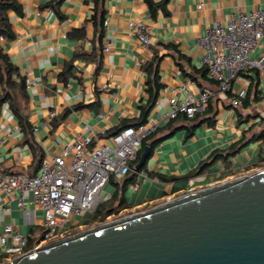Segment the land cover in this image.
<instances>
[{
	"label": "crops",
	"instance_id": "crops-1",
	"mask_svg": "<svg viewBox=\"0 0 264 264\" xmlns=\"http://www.w3.org/2000/svg\"><path fill=\"white\" fill-rule=\"evenodd\" d=\"M15 2L17 7L6 13L7 29L0 30V50L17 69L9 79L4 72L0 75V171L37 175L44 158L77 138L91 134L92 145L104 143L123 126L150 119L159 120V126L147 138V146L156 142L145 165L136 170L134 160L127 175L112 176L101 191L111 197L101 204L118 205L124 197L121 211L140 212L264 165L260 70L242 71L222 90L202 64L203 50L197 45V38L216 22L239 11L249 13L264 0ZM95 13L105 14L103 30L93 19ZM130 21L150 26L148 45ZM260 44L251 56L261 53L264 39ZM157 71L161 88L156 94L152 89L151 102L149 86L150 81L154 86ZM27 79L33 82L30 86ZM204 85L213 95L194 118L180 114L160 119L170 98L184 99L188 92L197 96ZM242 87L246 102L235 107L230 97ZM242 138L237 151L227 155ZM204 164L199 174L206 180L191 187L189 180ZM89 217L93 214L76 217L70 226L81 227ZM9 223L32 246L44 233L43 209L30 194L20 206L14 194L0 190V235ZM5 260L0 246V264Z\"/></svg>",
	"mask_w": 264,
	"mask_h": 264
},
{
	"label": "built area",
	"instance_id": "built-area-1",
	"mask_svg": "<svg viewBox=\"0 0 264 264\" xmlns=\"http://www.w3.org/2000/svg\"><path fill=\"white\" fill-rule=\"evenodd\" d=\"M129 26L145 45L151 42L148 24L130 21ZM263 39L264 4H259L249 13L239 11L226 22H216L197 38V45L203 50L201 61L210 78L218 81L222 90H227L230 82L249 68L260 70L264 84V47L259 55L251 56L261 46ZM31 83L27 79L29 86ZM212 95V88L204 85L197 96L191 92L184 99L174 96L169 100L167 112L159 113V117L174 119L183 114L187 118H194L208 104ZM246 97L247 89L242 87L230 97V102L235 107L242 106ZM158 126L159 120L155 119L127 125L106 142L95 145H92L91 134L77 138L63 146L58 154L44 158L37 175L0 171V190L7 195L14 194L20 206H24L25 194H30L44 213V233L32 246L28 237L15 231L11 223L5 226L0 235L5 262L63 237L74 218L94 214L98 206L111 197L101 195L103 187L112 176L121 178L132 170V162L138 155L143 139ZM205 180L206 176L199 174L192 177L189 183L195 187ZM11 238L16 243H10Z\"/></svg>",
	"mask_w": 264,
	"mask_h": 264
},
{
	"label": "water",
	"instance_id": "water-1",
	"mask_svg": "<svg viewBox=\"0 0 264 264\" xmlns=\"http://www.w3.org/2000/svg\"><path fill=\"white\" fill-rule=\"evenodd\" d=\"M150 154L146 147L136 170ZM1 264H264V169L185 193Z\"/></svg>",
	"mask_w": 264,
	"mask_h": 264
},
{
	"label": "trees",
	"instance_id": "trees-1",
	"mask_svg": "<svg viewBox=\"0 0 264 264\" xmlns=\"http://www.w3.org/2000/svg\"><path fill=\"white\" fill-rule=\"evenodd\" d=\"M15 8L17 7V4L15 2V0H0V30L3 32L7 29L8 27V22H7V11L10 8ZM98 14H94L93 15V19L94 20H98L100 27L102 28L101 30H103L104 28V19H105V14H102L101 16H99L98 18ZM103 33L101 32V35ZM156 56L153 58V61H151V63L149 64V66H152L155 63L156 60ZM17 69L15 67L12 66V64L10 63L9 59L7 58V55H5L1 50H0V75L6 74L7 79H9L12 75L13 72H16ZM4 72V74H3ZM157 75H158V71L154 77V80L152 81L154 83V86H151V81H150V86H149V90H150V98L149 100L151 102L154 101L155 99V94L159 91V89L161 88V83L157 80ZM155 89V94L152 92V89ZM246 102V99L244 100V103ZM243 103V104H244ZM186 117V116H185ZM146 119V118H145ZM144 119V121H145ZM142 121V122H144ZM126 126V125H125ZM124 127V126H123ZM121 129V128H120ZM119 129V130H120ZM261 135H264V133H261ZM151 135L147 136L146 138L143 139L142 145H141V149L144 148V151L146 149V147H149L150 150H152L156 140H154L150 145L147 146V138L150 137ZM255 137H260L259 135H256ZM243 141V138L239 140V142H236L235 144H233L229 150L228 154L234 153L235 151H237L238 149V145ZM140 150V149H139ZM143 151V152H144ZM138 151V155L136 157V161L138 162L139 160V156L141 157L142 153ZM219 154H214L213 156H211V158H217ZM226 155V156H227ZM206 167V164L202 165L201 167H199V169L195 172V174H199L202 173L204 171ZM112 178V177H111ZM124 205V197L120 198V203L118 205H104V204H100L97 208V211L95 212V215H93V219H98L100 218L101 220H105L108 216L115 214L116 211H119L122 209Z\"/></svg>",
	"mask_w": 264,
	"mask_h": 264
},
{
	"label": "rangeland",
	"instance_id": "rangeland-1",
	"mask_svg": "<svg viewBox=\"0 0 264 264\" xmlns=\"http://www.w3.org/2000/svg\"><path fill=\"white\" fill-rule=\"evenodd\" d=\"M255 142H251L247 147H251L252 144H254ZM261 169H264V165L262 166H257L255 168H252L251 170H249L247 172V174H252L258 170H261ZM246 174V175H247ZM97 211V210H96ZM95 211V212H96ZM95 212L93 215H95ZM131 213L127 212V211H124V210H119V211H116L115 214L113 215H110L108 216L105 220H101L100 218H96V219H93V217H89L86 219V224L81 226V227H78V228H72L71 226H69V228H67L65 230V234L63 235V237H60L58 238L59 239H62V238H65V237H68V236H72L74 234H77L79 232H82L84 230H87V229H90V228H93V227H96L100 224H103V223H106V222H110V221H113L117 218H120V217H123V216H126V215H129Z\"/></svg>",
	"mask_w": 264,
	"mask_h": 264
}]
</instances>
